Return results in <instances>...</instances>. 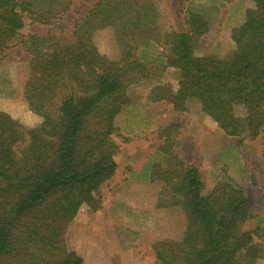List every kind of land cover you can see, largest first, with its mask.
<instances>
[{
  "label": "trees",
  "instance_id": "obj_1",
  "mask_svg": "<svg viewBox=\"0 0 264 264\" xmlns=\"http://www.w3.org/2000/svg\"><path fill=\"white\" fill-rule=\"evenodd\" d=\"M36 1L0 0V53L15 47L26 18L44 23L64 12L50 5L44 14ZM253 1L231 31L235 51L224 58L195 53L210 23L194 12L186 31L164 33L162 52L138 51L157 28L156 0H98L75 23L72 42L53 40L45 47V37L24 40L31 66L24 95L43 119L27 128L0 110V264H12L3 260L11 255L21 264H83L65 246L63 231L84 204L99 207V186L117 168L111 134L120 128L117 117L130 103L126 92L134 82L176 68L175 92L158 84L151 89L154 100L169 99L184 110L194 98L226 134L264 133V0ZM106 27L120 49L116 60L94 41ZM168 138L163 154L172 145ZM172 158L162 167L146 162L128 176L164 181L185 214L182 239L154 246L158 263L255 264L264 257L263 245L241 227L251 217L243 187L229 180L204 192L199 169Z\"/></svg>",
  "mask_w": 264,
  "mask_h": 264
},
{
  "label": "rangeland",
  "instance_id": "obj_2",
  "mask_svg": "<svg viewBox=\"0 0 264 264\" xmlns=\"http://www.w3.org/2000/svg\"><path fill=\"white\" fill-rule=\"evenodd\" d=\"M98 0H37L38 9L46 14L50 5L64 12L50 22L26 18L27 25L14 39V48L0 53V110L18 119L27 128L40 124L42 117L30 110L24 90L31 75L30 53L24 40L36 35L47 40L44 46L59 41H73L77 23ZM63 3L62 6L59 4ZM158 24L149 32L148 41L139 46L151 56L163 51V35L170 31H186L190 12L199 13L210 23L199 37L197 55L228 57L236 49L231 38L253 0H156ZM54 40V41H53ZM100 53L116 60L120 49L112 27L94 34ZM8 54V55H7ZM179 70L168 68L159 77H149L130 84V103L118 115L119 130L111 134L118 145L117 168L98 190V208L84 204L67 224L63 238L67 249L83 257V264H159L154 246L180 241L186 228V217L164 181H137L130 169L140 171L146 162L151 166L173 163L177 156L185 164L195 165L202 176L204 192L225 181L240 184L250 202L251 217L242 224L253 232L254 241L264 248V133L250 138L248 133L230 136L203 113L198 100L185 101L186 109L178 110L169 99L154 100L151 89L158 84L175 92ZM240 112L239 108L236 110ZM172 144L169 152L160 146ZM3 260L21 264L19 256ZM255 264H264V257Z\"/></svg>",
  "mask_w": 264,
  "mask_h": 264
}]
</instances>
